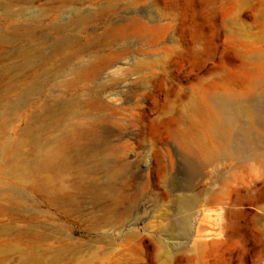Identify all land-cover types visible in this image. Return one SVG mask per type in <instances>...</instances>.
I'll use <instances>...</instances> for the list:
<instances>
[{"label":"rangeland","instance_id":"1","mask_svg":"<svg viewBox=\"0 0 264 264\" xmlns=\"http://www.w3.org/2000/svg\"><path fill=\"white\" fill-rule=\"evenodd\" d=\"M257 51L264 0H0V89L39 83L0 115V181L21 190L0 198V243L18 247L0 264H264V173L177 141L204 142L203 101L244 91ZM35 140L54 168L9 177ZM190 196L214 214L180 232Z\"/></svg>","mask_w":264,"mask_h":264},{"label":"bare ground","instance_id":"2","mask_svg":"<svg viewBox=\"0 0 264 264\" xmlns=\"http://www.w3.org/2000/svg\"><path fill=\"white\" fill-rule=\"evenodd\" d=\"M255 55L264 57V53L260 51H257ZM38 84V80L33 79L29 84H26L23 89L18 91L17 88H20V85H7L0 89V115H5L4 110L9 105L15 107L16 110V108L28 97L25 95L30 92L31 94L35 93ZM4 94H10L12 98L9 100L3 99ZM7 96L5 97L9 98ZM11 100L12 102H9ZM202 111L203 118L201 121L196 122L195 126H199L201 133L205 136L204 142L200 143L201 139L199 140L195 135L189 134L186 137H178V144L185 149L191 146L197 154L202 156L207 162L236 160L240 166L248 165L257 172L264 173V146H262V142L264 143V125L262 126L264 123V58L261 63H256V65L252 66V69L246 73V88L244 91L238 92L231 88L214 90L210 92L203 101ZM0 120L3 119L1 118ZM5 126L3 121V123L0 124V129L4 130ZM259 133H263V141H261L262 137L259 136ZM34 143L37 163L35 165H21L18 160H15L10 164L7 170V175L9 177H16L18 176L17 173L20 175L33 173L36 168L44 166L42 165L44 163H49L47 168H54V164H52L56 159L54 151L47 150V145L41 144L38 140H35ZM39 147H43V149H39ZM5 150L6 148L4 145L0 144V152L4 153L6 152ZM59 168H62V166L59 165ZM114 176L115 173L109 175V179ZM56 181L57 184L52 187L55 189L54 191L59 193V196H62L63 194L60 195V193H63L65 186L60 177H58ZM45 182L49 183V180ZM45 182H43L44 184H40L39 188H41V186L49 188L50 185L48 184L47 186ZM184 190L188 191L190 189L189 187H185ZM17 191L21 190L15 189L14 191L10 185H6L0 181V198L13 201L14 194L18 196ZM195 201L196 198H191L190 196L188 199L182 200L178 205V212L183 214L177 222V229L180 230V232H188L192 223L200 219L209 218L211 216H209V214L213 213L212 211L209 213V210L205 211L206 209L204 210V208L201 209L196 206ZM240 213L241 212L236 210L226 209L224 213L226 223L223 229L226 234L235 235L236 229L233 225V221ZM218 214L220 215L221 213ZM216 217L218 218V216ZM3 232L4 231L0 230V234ZM208 232L210 231H206V234H209ZM188 235L191 236V232H189ZM199 241L198 239H193V245H199ZM17 249L18 247L15 245L14 240L0 243V253H4L5 251H17ZM23 255L26 259L28 253H23Z\"/></svg>","mask_w":264,"mask_h":264}]
</instances>
